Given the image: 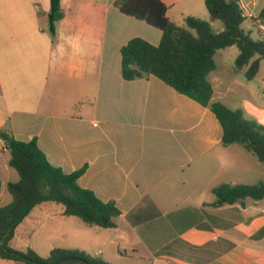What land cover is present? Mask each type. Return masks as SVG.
Segmentation results:
<instances>
[{"label": "crops", "instance_id": "1", "mask_svg": "<svg viewBox=\"0 0 264 264\" xmlns=\"http://www.w3.org/2000/svg\"><path fill=\"white\" fill-rule=\"evenodd\" d=\"M162 1L179 26L190 16L216 22L206 0ZM238 1L256 28L251 37L264 39L256 20L264 0ZM61 8L53 36L50 0H0V131L37 138L66 173L88 166L79 185L121 214L115 228H102L43 203L11 245L44 257L57 247L80 249L110 264H264V235L256 237L264 198L218 204L214 193L222 184L264 183V163L242 145H223L209 107L154 75H122V47L136 37L158 46L162 31L121 12L117 0H61ZM246 68L217 63L208 77L213 101L263 124L264 104L237 79ZM7 174L0 162V196Z\"/></svg>", "mask_w": 264, "mask_h": 264}, {"label": "trees", "instance_id": "2", "mask_svg": "<svg viewBox=\"0 0 264 264\" xmlns=\"http://www.w3.org/2000/svg\"><path fill=\"white\" fill-rule=\"evenodd\" d=\"M50 31L56 35V23L64 16L61 0H50ZM126 15L146 21L162 31L158 46L136 37L121 49L122 75L135 80L154 75L165 83L209 107L223 128L225 146L239 144L264 163V125L249 120L241 109H231L213 101V86L208 77L216 70L218 51L236 46L239 55L236 68L248 67L246 77L255 78L264 60V39L255 40L243 28L248 20L238 0H206L213 22L220 21L222 31L211 22L187 17L179 26L169 18L168 6L162 0H117ZM258 19L264 24V9ZM5 148L10 153L9 165L19 174V180L9 182L12 202L0 205V259L23 264H110L101 256L80 249L54 248L47 257L32 248L19 250L11 245L15 232L32 210L43 203L64 206V214L76 216L89 226L115 228V218L121 211L115 202H104L94 191L79 185L88 166L71 173L54 166L41 150L38 139L20 141L0 131ZM218 204H234L246 198H264V183L254 185L222 184L214 188ZM264 235L260 231L256 237Z\"/></svg>", "mask_w": 264, "mask_h": 264}, {"label": "rangeland", "instance_id": "3", "mask_svg": "<svg viewBox=\"0 0 264 264\" xmlns=\"http://www.w3.org/2000/svg\"><path fill=\"white\" fill-rule=\"evenodd\" d=\"M213 26L215 29L218 30L222 28V23L220 21H216ZM243 28L246 30V32L250 31L251 29H253V31H256V28L253 26V24L249 20H247L244 23ZM238 54H239V49L236 46L229 47V48L218 51L216 55V61L220 67H223L224 65H233L234 62L236 61ZM245 73L246 72H242L238 76L237 78L238 81L244 84L245 86H247L252 91L254 98L256 99L258 104L260 105L264 104V60L261 61L260 70L257 76L253 80H248ZM262 125H264V123ZM9 158H10L9 153L3 154L2 157L0 158V162L2 164H5L7 168H9L11 171V174L5 175V179L11 182H16L17 180L16 178L18 177V172L9 165ZM2 192L3 190L1 191V193ZM11 202H12V195L10 194L8 189H6L4 193L0 196V205H7V204H10ZM47 205L61 206L60 204H56V203H48ZM53 207H56V206H53ZM15 244L19 248L24 247L23 245L24 242L20 239H18V241ZM39 250H41V252L43 251V249H39Z\"/></svg>", "mask_w": 264, "mask_h": 264}, {"label": "built area", "instance_id": "4", "mask_svg": "<svg viewBox=\"0 0 264 264\" xmlns=\"http://www.w3.org/2000/svg\"><path fill=\"white\" fill-rule=\"evenodd\" d=\"M251 17V16H250ZM257 20V24L258 27L262 30V32L264 33V24L260 19H256ZM96 125V124H95ZM5 148V141L4 139L1 137L0 135V150Z\"/></svg>", "mask_w": 264, "mask_h": 264}]
</instances>
